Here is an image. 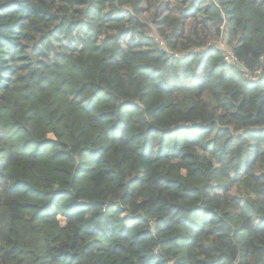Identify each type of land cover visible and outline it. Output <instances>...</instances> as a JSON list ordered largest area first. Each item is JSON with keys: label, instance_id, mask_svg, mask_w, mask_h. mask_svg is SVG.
<instances>
[{"label": "trees", "instance_id": "obj_1", "mask_svg": "<svg viewBox=\"0 0 264 264\" xmlns=\"http://www.w3.org/2000/svg\"><path fill=\"white\" fill-rule=\"evenodd\" d=\"M171 1L0 0V264H264V0Z\"/></svg>", "mask_w": 264, "mask_h": 264}, {"label": "built area", "instance_id": "obj_2", "mask_svg": "<svg viewBox=\"0 0 264 264\" xmlns=\"http://www.w3.org/2000/svg\"><path fill=\"white\" fill-rule=\"evenodd\" d=\"M156 40H157V42L159 40V42H158L159 45L164 48V51L167 52L168 56H171V57L179 56L178 53L172 52L171 50L167 49L164 46V43L162 42L161 39L156 37ZM215 46H218V48H220L221 51H223V59H224V61H226L229 64H234V65L238 66L240 69H242L243 75L248 80L253 81V82H261V81L264 80V65L256 67V68H253V69L247 68L234 55L233 50H231L230 48H228L226 46V42L224 41V39L219 40ZM197 49L199 50L200 48H197ZM260 59L262 60V62L264 64V53L260 56Z\"/></svg>", "mask_w": 264, "mask_h": 264}, {"label": "rangeland", "instance_id": "obj_3", "mask_svg": "<svg viewBox=\"0 0 264 264\" xmlns=\"http://www.w3.org/2000/svg\"><path fill=\"white\" fill-rule=\"evenodd\" d=\"M170 5L172 6V8H175V3L172 2L170 0ZM164 7V5L162 6V8ZM163 14L162 12H160V10L157 11L156 7H150L149 9H147L146 11H144L142 13V18L147 22L149 23L151 26H152V33H151V36H153L154 38L157 37L158 33H157V29H158V25L160 26V24H156L155 20L157 21L159 19V17H161V14ZM184 25H185V30L187 32L190 31L192 25H193V20H189V18L187 20H185L184 22ZM150 26V27H151ZM156 39V38H155ZM159 42V40H158ZM232 195H235L236 194V190L233 189L231 191ZM124 217H125V221L126 223L128 224H131L132 221L130 219V216L127 215L125 212H124Z\"/></svg>", "mask_w": 264, "mask_h": 264}, {"label": "water", "instance_id": "obj_4", "mask_svg": "<svg viewBox=\"0 0 264 264\" xmlns=\"http://www.w3.org/2000/svg\"><path fill=\"white\" fill-rule=\"evenodd\" d=\"M169 264H172V263H169Z\"/></svg>", "mask_w": 264, "mask_h": 264}]
</instances>
